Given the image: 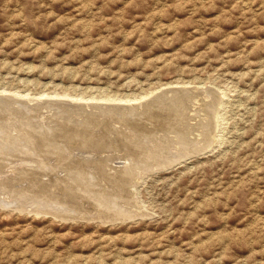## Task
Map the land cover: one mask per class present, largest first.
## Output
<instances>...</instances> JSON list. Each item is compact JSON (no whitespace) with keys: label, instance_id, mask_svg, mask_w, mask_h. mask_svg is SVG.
Masks as SVG:
<instances>
[{"label":"rangeland","instance_id":"1","mask_svg":"<svg viewBox=\"0 0 264 264\" xmlns=\"http://www.w3.org/2000/svg\"><path fill=\"white\" fill-rule=\"evenodd\" d=\"M183 86L199 93L181 106L184 120L171 101L142 110L139 106L137 112L123 111L124 115L92 105L139 104L162 92L163 87ZM2 90L8 94L28 92L29 105H34L40 94L48 100L59 98L31 112L16 103L3 107L0 125L12 132L34 134L41 158L45 154L62 159L70 153L74 161L81 162V168L68 170L69 160L59 161L61 166L47 165L46 176L37 181H51L45 190L50 196L42 191L29 195L49 201L51 194L64 199L58 194L67 192L65 214L38 211L33 197L25 207L0 204V264H264V0H0ZM207 93L213 102L204 96ZM79 94L83 98L79 99ZM127 97L132 100L126 101ZM77 101L86 108L75 105ZM206 102L214 103L218 110L219 130L210 134L213 141L202 153H189L168 166L157 165L160 168L152 164V158L145 159L153 144L161 147L162 155L179 151L178 137L188 130L185 126L207 119ZM16 106L17 111L12 112ZM48 130L51 136L43 137L41 133ZM198 130L185 134L200 139ZM72 134L76 138L72 139ZM45 141L55 144L57 152L45 153L43 148H50L43 146ZM133 143L141 152L132 148ZM91 153L96 157L93 165L79 160L93 159ZM126 155L138 169L133 167L135 172L124 177L120 167ZM1 168L5 171L8 167ZM41 173L29 175L38 178ZM78 173L90 175L95 186L85 184ZM57 176L63 181L54 179ZM26 180L18 177L7 189L26 185ZM89 185L94 186L92 190ZM94 189L110 197L106 209L93 203L97 202ZM4 196L0 194V198ZM115 205L124 209L121 219L108 209Z\"/></svg>","mask_w":264,"mask_h":264},{"label":"bare ground","instance_id":"2","mask_svg":"<svg viewBox=\"0 0 264 264\" xmlns=\"http://www.w3.org/2000/svg\"><path fill=\"white\" fill-rule=\"evenodd\" d=\"M186 85V84H185ZM188 86V85H187ZM164 88V87H163ZM162 88V92L160 91V93H158V94H156L155 96L153 95V97H151V99H149V100H146V101H143V102H139V104H130L129 106H123L122 107V105L121 104H110V105H107L108 103H106V105H103V106H105V108H102V105H100V104H93L92 103V105L94 106V107H96V108H98V110L100 109L101 111H103V112H107V113H111V114H113V113H115V114H118L119 112H122L123 113V111H125V112H127V113H129V112H132V113H134L136 110L138 111V108H139V106H141L142 108H141V110L143 109V107L144 106H149V105H151V104H153V105H155L157 102L158 103H161L162 101H163V103L166 101H171L172 103L171 104H173L174 106H175V109L176 110H178V117L181 119V120H184L185 119V115H184V113L182 112V108H181V106L184 104V102H189V101H191V99H194V98H196V97H198L199 96V93H198V91L197 92H194L193 90H191V88H188V87H171V88H169V89H163ZM194 88V87H193ZM192 88V89H193ZM213 88H215V87H213ZM164 90V91H163ZM199 91H200V89H199ZM13 92V91H12ZM19 92V91H18ZM208 92V91H207ZM219 92V91H218ZM11 93V92H10ZM14 94H8L7 92H4L3 90H2V92H0V110H3L4 108L3 107H5L6 108V106L8 107V106H11L10 104H14V103H16V104H18V106H20V105H22V107H23V109L24 108H26L27 109V111H30L31 112V110H33L36 106L38 107V106H43L42 104L44 103V102H47V103H49V102H51V103H49L50 105L52 104V103H55L56 101H58L59 100V98H58V100H56V99H54V101H53V99L52 100H48L47 98H43V97H41V96H43V94H40L41 96L39 97V98H37V100L34 102L35 104L33 105H29L30 104V102H29V104H27V102L28 101H30L31 100V97L29 98V96H28V92L26 93V94H21V93H17V91L16 92H13ZM42 93H44V92H42ZM169 93H171V95L170 96H168V94ZM202 93H204V92H202ZM52 94V93H51ZM58 94V93H57ZM57 94H55L56 96H57ZM46 95V94H45ZM145 95V94H144ZM208 95V93L207 94H205L204 96L206 97ZM221 95V94H220ZM34 96V95H33ZM36 96V95H35ZM37 96H39V94L37 95ZM36 96V97H37ZM79 96H80V94H79ZM201 96H203V94L201 95ZM203 96V97H204ZM212 95H210V97H211ZM48 97V96H47ZM53 97V96H52ZM61 97V96H60ZM112 97V96H111ZM208 97H209V95H208ZM209 97V99H211L212 100V98H210ZM50 98V97H49ZM81 98H83V97H79V99H81ZM99 98V97H98ZM128 98V97H127ZM126 98V99H127ZM222 98V97H221ZM60 99H62V98H60ZM65 99V98H64ZM95 99V98H94ZM100 99V98H99ZM111 99H113V98H111ZM115 99H117V100H123V98H114V100ZM134 99V98H133ZM144 99V98H143ZM73 100V99H72ZM71 100V101H72ZM132 99H130V98H128L126 101H131ZM201 100H202V98H201ZM210 100V101H211ZM67 100H65V102H66ZM68 101H70V100H68ZM74 101V100H73ZM94 101H96V100H94ZM112 101V100H111ZM136 101V100H135ZM193 101V100H192ZM207 101V100H206ZM61 102V101H60ZM59 102V103H60ZM106 102V101H105ZM118 102V101H117ZM208 102V101H207ZM206 102V103H207ZM212 102H213V100H212ZM212 102H210V103H207V104H205V106H206V108H205V106H204V110H206V115H207V119L204 121V122H202L201 120H199V121H196V122H194V124H188V122H187V124H188V126H185V127H188V130H186V132L185 131H183V132H181L180 133V135H179V137H178V141L179 142H177L178 144L180 143V145H181V147L178 149L179 151H175V152H173V153H171V152H167V150L165 151V149H164V151L165 152H167L168 154H164V155H162L163 153L161 152V154H160V150H162L161 149V147L160 148H158L159 147V145H152L151 147H150V155L149 154H147V156H146V158L145 157H143V158H145L146 160H147V158H152V160H150L151 162H153L152 164L153 165H160L161 167H163V165L165 164V165H167V164H169V163H171V162H175V161H177V159H179L180 157H183V156H186V155H188L189 153L190 154H195V153H197V152H200V151H202L206 146H208L213 140L212 139H210V134L211 133H213L215 130H216V128H217V124H218V110H216V108H215V105H214V103H212ZM219 102V101H218ZM84 103V102H83ZM87 103V102H86ZM115 103V102H114ZM120 103V102H119ZM136 103V102H135ZM193 103H195V102H193ZM220 103V102H219ZM218 103V104H219ZM45 104V103H44ZM63 104V103H62ZM71 104V103H70ZM69 104V105H70ZM91 104V103H90ZM169 104V103H168ZM50 105H48V106H50ZM55 105H57V104H55ZM54 105V106H55ZM61 105V104H60ZM65 105H67V104H65ZM72 105H73V103H72ZM75 105H77V106H84V108H86L85 107V104H82V102H78L77 101V103H75ZM75 105H73V106H71L72 108H75ZM86 105H88V104H86ZM167 105V104H166ZM180 105V106H179ZM189 105V104H188ZM193 105V104H192ZM197 105H198V103H197ZM18 106H16V107H13V109H15V111L13 110H11L12 112H16L17 111V109H18ZM89 106H91V105H89ZM170 106H172V105H170ZM190 106H191V104H190ZM194 106V105H193ZM196 106V105H195ZM198 106H200V105H198ZM21 107V106H20ZM51 107V106H50ZM65 107H67V106H65ZM178 107V108H177ZM197 107V106H196ZM201 107H203V105L201 106ZM9 108V107H8ZM40 108V107H39ZM46 108V107H45ZM48 108V107H47ZM52 108V107H51ZM59 107H57V109H58ZM63 108H64V106H63ZM83 108V109H84ZM145 108H147V107H145ZM149 108V107H148ZM172 108V107H171ZM197 108H200V107H197ZM44 109V108H43ZM60 109V108H59ZM68 109V108H67ZM71 109V108H70ZM90 109V108H89ZM163 109V108H162ZM168 109V108H167ZM190 109V108H189ZM202 109V108H201ZM39 110H41V109H39ZM48 110V109H47ZM49 110H51L50 108H49ZM48 110V111H49ZM56 110V109H55ZM60 110H63V109H60ZM74 111H75V109H73ZM81 110V109H80ZM187 110V109H186ZM191 110V109H190ZM200 110V109H199ZM20 111V110H19ZM26 111V110H25ZM24 111V112H25ZM25 112V113H28V112ZM44 111V110H43ZM57 111V110H56ZM55 111V112H56ZM79 111V110H78ZM90 111V110H89ZM94 111V110H93ZM136 111V112H137ZM169 111H170V109H169ZM184 111V110H183ZM188 111V110H187ZM193 111V110H192ZM8 112V111H7ZM7 112H5V113H7ZM23 112V113H24ZM29 112V113H30ZM34 112H35V110H34ZM57 112H59V111H57ZM56 112V113H57ZM85 112V111H84ZM96 112V111H95ZM142 112H144V111H142ZM172 112V111H171ZM189 112V111H188ZM196 112H198V111H196ZM204 112V111H203ZM11 113V112H10ZM24 113V114H25ZM36 113H38V112H36ZM48 113V112H47ZM54 113V112H53ZM52 113V114H53ZM89 113H91V112H89ZM98 113V112H97ZM100 113H102V112H100ZM140 113H141V111H140ZM194 113V112H193ZM14 114V113H13ZM19 114V113H18ZM22 114V113H21ZM20 114V115H21ZM60 114V113H59ZM63 114V113H62ZM72 113H70V115H71ZM88 114V113H87ZM104 114V113H103ZM102 114V115H103ZM110 114V115H111ZM121 114V113H120ZM119 114V115H120ZM172 114V113H171ZM198 114H199V112H198ZM4 115V114H3ZM6 115V114H5ZM78 115H79V113H78ZM84 115V114H83ZM105 115V114H104ZM107 115V114H106ZM118 115V116H119ZM121 115H124V113L123 114H121ZM188 113H187V117H188ZM195 115V114H194ZM197 115V114H196ZM203 115V114H202ZM7 116H9V114L7 115ZM27 116V115H26ZM29 116H30V114H29ZM80 116V115H79ZM78 116V117H79ZM82 116V115H81ZM85 116V115H84ZM100 116H101V114H100ZM99 116V117H100ZM117 116V115H116ZM200 116H201V114H200ZM199 116V117H200ZM33 117V116H32ZM36 117H38V116H36ZM42 117V116H41ZM47 117V116H46ZM129 117H131L130 115H129ZM134 117V116H133ZM176 117V116H175ZM2 118V117H1ZM6 118V117H5ZM25 118V117H24ZM84 118V117H83ZM83 118H81L80 117V119H83ZM88 118V117H87ZM90 118V117H89ZM112 118H114V117H112ZM111 118V119H112ZM172 118V117H171ZM170 118V119H171ZM189 118H191V116L189 117ZM189 118H187V119H189ZM192 118H194L193 116H192ZM191 118V120H193ZM225 118V117H224ZM41 119V118H40ZM39 119V120H40ZM61 119H62V117H61ZM85 119V118H84ZM92 119H93V117H92ZM179 119V120H180ZM205 119V118H204ZM22 120V119H21ZM33 120V119H32ZM42 120H43V118H42ZM65 120V119H64ZM89 120V119H88ZM115 120H116V118H115ZM134 120V119H133ZM162 120H163V118H162ZM175 120H176V118H175ZM178 120V119H177ZM178 120V121H179ZM197 120V119H196ZM5 121H7V120H5ZM18 121V120H17ZM19 121H20V118H19ZM25 121V120H24ZM57 121H59V120H57ZM79 121H81V120H79ZM84 121V120H83ZM122 121V120H121ZM156 121V120H155ZM188 121V120H187ZM221 121V120H220ZM11 122H12V120H11ZM28 122V125L31 123L30 121H27ZM30 122V123H29ZM34 122V121H33ZM53 122V121H52ZM56 122V121H55ZM64 122V121H63ZM100 122V121H99ZM116 122V121H115ZM118 122V121H117ZM125 122V121H124ZM128 122V121H127ZM164 122V121H163ZM180 122V121H179ZM1 123V122H0ZM4 123V122H3ZM6 123V122H5ZM7 123H9V122H7ZM23 123V122H22ZM22 123H20V124H22ZM50 123V122H49ZM62 123V122H61ZM64 123H66V122H64ZM166 123H168V122H166ZM181 123V122H180ZM183 124L185 123L186 124V122H182ZM19 124V125H20ZM68 124H69V122H68ZM75 124H77V123H75ZM4 125V124H3ZM7 125V124H6ZM18 125V124H17ZM27 125V126H28ZM48 125V124H47ZM57 125H59V124H57ZM80 125V124H79ZM86 125V124H85ZM110 125V124H109ZM139 125V124H138ZM177 125V124H176ZM179 125V124H178ZM182 124H180V126H181ZM220 125V124H219ZM15 126V125H14ZM23 126V125H22ZM25 126V125H24ZM71 126V125H70ZM78 126V125H77ZM76 126V127H77ZM84 126V125H83ZM88 126V125H87ZM86 126V127H87ZM125 126H127V125H125ZM13 127V126H12ZM21 127V126H20ZM38 127V126H37ZM66 127V126H65ZM74 127V126H73ZM82 127V125L79 127V130H80V128ZM134 127V126H133ZM176 127V126H175ZM182 127V126H181ZM6 128H7V126H6ZM6 128H2L1 127V125H0V194H4L5 196L3 197V198H0V204H3V205H10V204H12V203H16V204H19V205H21L22 207H25V205H26V203H28V201L30 200L31 202L33 201V198L36 200V198H35V196H37L39 193L38 192H45V190H48L47 189V185H49V182H51V181H49V180H47V181H41V182H38L37 180L39 179V178H41L42 176H46V174H47V172L44 170L45 169V167L48 165H55V163L57 164H59L60 165V163H59V161H61L62 160V162H68V160H69V168H68V170H70L71 168L72 169H79V168H81V162H78V161H74V158L75 157H73L72 155L71 156H69V154L67 155V156H62L63 158L62 159H59V157H60V155H58L57 157H53L52 159H50V158H48V157H46V156H43V155H45V154H43L42 155V158H41V154H39L38 152H37V149H40L39 147H41L39 144H38V140H36V143H35V139L33 140V138H34V134L32 135L30 132H28V131H20V130H16V131H10L9 130V128L8 129H6ZM14 128V127H13ZM50 128V127H49ZM51 128H53V127H51ZM56 128H57V126H56ZM59 128V127H58ZM78 128V127H77ZM103 128H105V127H103ZM113 128V127H112ZM119 128V127H118ZM121 128V127H120ZM159 128V127H158ZM162 128V127H161ZM180 128V127H179ZM184 128V127H183ZM219 128H220V126H219ZM11 129V128H10ZM15 129H17V128H15ZM34 129H36V128H34ZM33 129V130H34ZM40 129V128H39ZM46 129V128H45ZM61 129V128H60ZM65 129V128H64ZM82 129V128H81ZM106 129V128H105ZM126 129V128H125ZM130 129V128H129ZM138 129V128H137ZM136 129V130H137ZM147 129V128H146ZM145 129V130H146ZM201 130V131H199V130ZM29 130V129H28ZM30 130H32V129H30ZM69 130H70V127H69ZM75 130H76V128H75ZM74 130V131H75ZM117 130V129H116ZM127 130H128V128H127ZM131 130V129H130ZM134 130V129H133ZM135 130V131H136ZM158 130V129H157ZM168 130V129H167ZM177 130V129H176ZM184 130V129H183ZM194 130H198L200 133L199 134H201L202 135V137L200 138V139H196V138H192V139H189V137L185 134V133H188V132H192V131H194ZM219 130V129H218ZM218 130H216V131H218ZM39 131V130H38ZM64 131V130H63ZM73 131V130H72ZM84 131V130H83ZM129 131V130H128ZM138 131V130H137ZM142 131V130H141ZM140 131V132H141ZM150 131V130H149ZM149 131H147V132H149ZM170 132H171V130H169ZM168 131V132H169ZM180 131H181V129H180ZM188 131V132H187ZM215 131V132H216ZM37 132V131H36ZM79 132V131H78ZM77 132V133H78ZM91 132V131H90ZM111 132V131H110ZM115 132V131H114ZM121 132V131H120ZM126 132V131H125ZM165 132H167V131H165ZM178 133H179V131H177ZM176 132V133H177ZM195 132V131H194ZM61 133V132H60ZM66 133V132H65ZM72 133V132H71ZM71 133H69L70 135H71ZM80 133V132H79ZM93 133V132H92ZM98 133V132H97ZM116 133V132H115ZM128 134H129V132H127ZM143 133V132H142ZM162 133H164V132H162ZM193 133V132H192ZM217 133V132H216ZM37 134V133H36ZM38 134H39V132H38ZM44 135L46 138H48L49 136H51V133L49 132V130L48 131H44L43 133H41V135ZM67 134H68V132H67ZM67 134H65V135H67ZM75 134V133H74ZM89 134V133H88ZM114 134V133H113ZM145 134V133H144ZM147 134V133H146ZM155 134V133H154ZM156 134H158V133H156ZM169 134V133H168ZM171 134V133H170ZM195 134V133H194ZM42 135V136H43ZM56 135V134H55ZM60 135V134H59ZM76 135V134H75ZM96 135V134H95ZM116 135V134H115ZM134 135H135V133H134ZM139 135H142V134H139ZM149 135V134H148ZM184 135H186L187 137H185ZM190 135V134H189ZM191 135H193V134H191ZM196 135V134H195ZM37 136V135H36ZM43 136V137H44ZM48 136V137H47ZM62 136V135H61ZM67 136H69V135H67ZM86 136V135H85ZM98 136V135H97ZM104 136V135H103ZM119 136H120V134H119ZM124 136H126V135H124ZM156 136V135H155ZM158 136V135H157ZM176 136H178V135H176ZM53 137V136H52ZM65 137V136H64ZM71 137V136H70ZM73 137H75L76 138V136H73V134H72V139H74ZM79 137V136H78ZM77 137V138H78ZM91 137V136H90ZM89 137V138H90ZM107 137V136H106ZM112 137V136H111ZM110 137V138H111ZM127 137V136H126ZM148 137V136H147ZM149 137L151 138V135H149ZM167 138H165V139H168V136H166ZM197 137V136H196ZM40 138V137H39ZM51 138V137H50ZM66 138H68V137H66ZM84 138V137H83ZM86 138H88V137H86ZM95 138V137H94ZM172 138V137H171ZM219 138V137H218ZM63 139V138H62ZM71 139V141L73 142V140ZM80 139H82V136H81V138ZM103 139V138H102ZM106 139V138H105ZM109 139V138H108ZM112 139V138H111ZM137 139V138H136ZM158 139V138H157ZM170 139V138H169ZM45 140H47V141H50L51 139H45ZM66 140V139H65ZM83 140V139H82ZM85 140V139H84ZM101 140V139H100ZM119 139H117V141H118ZM163 140V139H162ZM215 140V139H214ZM55 141V140H54ZM69 141V140H68ZM77 141V140H76ZM80 141V140H79ZM92 141H93V139H92ZM98 141V140H97ZM129 141H130V139H129ZM132 141H133V139H132ZM154 141V140H153ZM40 142V141H39ZM46 142V141H45ZM45 142H43V143H45ZM53 142V141H52ZM65 142V141H64ZM78 142V141H77ZM76 142V143H77ZM82 142V141H81ZM87 142V141H86ZM101 142H102V140H101ZM122 142V141H121ZM124 142V141H123ZM136 142V141H135ZM134 142V143H135ZM147 142V144L146 145H148V142L149 141H146ZM158 142H159V140H158ZM164 142V141H163ZM56 143H58V142H56ZM62 143V142H61ZM78 143H80V142H78ZM91 143V142H90ZM94 143H95V141H94ZM93 143V144H94ZM100 143V142H99ZM119 143V142H118ZM125 143V142H124ZM134 143H133V145H132V148H133V146L134 147H136V148H134V149H137V146L136 145H134ZM152 143V142H151ZM160 143V142H159ZM71 144V143H70ZM136 144V143H135ZM142 144V143H141ZM164 144V143H163ZM175 144H176V142H175ZM59 145V144H58ZM62 145H64V144H62ZM67 145V144H66ZM77 145V144H76ZM84 145V144H83ZM85 145H87L86 143H85ZM99 145V144H98ZM161 145V144H160ZM166 145V144H165ZM169 145V144H168ZM177 145V144H176ZM180 145H178V146H180ZM212 145V144H211ZM44 147L45 146H48V147H50V148H43L44 149V152L45 153H53V152H57V150H56V148H55V144H51V143H49V142H46L45 143V145H43ZM57 146V145H56ZM70 146V145H69ZM73 146V145H72ZM71 146V147H72ZM88 146V145H87ZM93 146H95V144L93 145ZM101 145H99V147H100ZM126 146V145H125ZM141 146V145H140ZM70 147V148H71ZM77 147V146H76ZM90 146H88L87 148H89ZM111 147V146H110ZM119 147V146H118ZM143 147V146H142ZM147 147V146H146ZM146 147H144V148H146ZM171 147H172V145H171ZM176 147V146H175ZM60 148V147H59ZM80 148V147H79ZM78 147L76 148V149H79ZM87 148H85V149H87ZM91 148V147H90ZM95 148V147H94ZM107 148H108V146H107ZM113 148V147H112ZM111 148V149H112ZM128 148H130V147H128ZM170 148V147H169ZM63 149H65V148H63ZM62 149V150H63ZM75 149V150H76ZM106 150V147L104 146V148H103V151L104 152H106L105 150ZM121 149V148H120ZM174 149V148H173ZM176 149V148H175ZM56 150V151H55ZM59 150V149H58ZM84 150V149H83ZM89 150V149H88ZM92 150V149H91ZM109 150V149H108ZM132 150V149H131ZM138 150V149H137ZM170 150H171V148H170ZM169 150V151H170ZM206 150V149H205ZM40 151V150H39ZM43 151V150H42ZM60 151H61V149H60ZM66 151H67V149L65 150V153H66ZM86 151V150H85ZM90 151V150H89ZM89 151H88V154H89ZM93 151L95 152V149H93ZM92 151V152H93ZM99 151H101V150H99ZM113 151V150H112ZM111 151V152H112ZM122 151V150H121ZM124 151V150H123ZM135 151V150H134ZM75 152V151H74ZM135 152H137V151H135ZM138 152H141V151H139L138 150ZM143 152H145L144 150H143ZM164 152V153H165ZM97 153H98V151H97ZM100 153V152H99ZM98 153V154H99ZM102 153V152H101ZM107 153V152H106ZM105 153V154H106ZM117 153H119V152H117ZM159 153V154H158ZM200 153H202V152H200ZM54 154V153H53ZM53 154H49V155H53ZM57 154V153H56ZM61 154V153H60ZM73 154V153H72ZM76 154H79V153H76ZM94 154V153H93ZM96 154V153H95ZM98 154H96V155H98ZM108 154V153H107ZM110 154V153H109ZM122 154V153H121ZM142 154V153H141ZM189 154V155H190ZM199 154V153H198ZM85 155V154H84ZM114 155V154H113ZM112 155V156H113ZM120 155V154H119ZM124 155V154H123ZM128 155V154H127ZM126 155V156H127ZM135 155H136V153H135ZM137 155H138V153H137ZM140 155V154H139ZM162 155V156H161ZM188 155V156H189ZM40 156V157H39ZM48 156V155H47ZM74 156H76V155H74ZM79 156H81V155H79ZM78 156V157H79ZM91 158H93V155H92V153H91ZM95 156V155H94ZM98 156H100V155H98ZM116 156V155H115ZM114 156V157H115ZM121 156V155H120ZM125 156V155H124ZM130 156V155H129ZM144 156H145V154H144ZM68 157V158H67ZM110 157V156H109ZM113 157V158H114ZM139 157V156H138ZM57 158V159H56ZM96 158V157H95ZM95 158H93V159H87L86 157H80V159L79 160H82V161H85L86 162V164H88V165H93L94 164V162L96 161L95 160ZM100 158V157H99ZM108 158V157H107ZM136 158V157H135ZM140 158V157H139ZM104 159V158H103ZM117 159V158H116ZM106 160V159H105ZM118 160V159H117ZM137 160H139L138 158H137ZM56 161H58V162H56ZM72 161H74V162H72ZM110 161H111V159H110ZM114 161V160H113ZM123 161L124 162H122V164H123V166L121 165V167H120V163H119V167L121 168V174L125 177V176H129L128 174H132V172H135L134 170H136V169H134L133 167H137V165H134L136 162H134V159L133 158H129L128 156L127 157H125V159H123ZM145 161V160H144ZM147 161H149V159L147 160ZM7 162V163H6ZM14 162V163H13ZM51 162H53V163H51ZM99 162V161H98ZM105 162H107V161H105ZM105 162H104V164H105ZM117 162V161H116ZM142 163V162H141ZM143 163H145V162H143ZM148 163V162H147ZM103 164V165H104ZM109 164V163H108ZM107 164V165H108ZM111 164V163H110ZM151 164V163H150ZM172 164V163H171ZM170 164V165H171ZM66 165V164H65ZM106 165V164H105ZM104 165V166H105ZM114 165H115V163H114ZM148 165H149V163H148ZM148 165H146V166H148ZM169 165V166H170ZM174 165V164H173ZM8 167L7 168V170H3L1 167ZM56 166V165H55ZM61 166V165H60ZM99 166V165H98ZM116 166H118V165H116ZM140 166V165H139ZM145 166V168H147ZM157 166V167H158ZM168 166V165H167ZM64 167V166H63ZM67 167V166H66ZM65 167V169H67ZM108 167V166H107ZM142 167H144V166H142ZM55 168V167H54ZM54 168L52 169V170H54ZM62 168V167H61ZM84 168V167H83ZM92 168V167H91ZM141 168V167H140ZM139 168V169H140ZM145 168H144V170H145ZM152 168H153V166H152ZM158 168H160V167H158ZM100 169V168H99ZM99 169H98V171H99ZM112 169V168H111ZM114 169V168H113ZM134 169V170H133ZM137 169H138V167H137ZM148 169V168H147ZM149 169H151L150 167H149ZM47 170V169H46ZM58 170H60V169H58ZM89 170H92V169H89ZM103 170V169H102ZM105 170V169H104ZM107 170L109 171V169L107 168ZM143 170V171H144ZM35 171H41V172H43V173H41L42 175L40 176V177H38V178H34L35 176H30L29 174L31 173L32 174V172H34L35 173ZM55 171V170H54ZM61 171V170H60ZM63 171V170H62ZM93 171V170H92ZM96 171V170H95ZM106 171V170H105ZM112 171H114V170H112ZM120 171V170H119ZM140 171L142 172V170L140 169ZM84 172V171H83ZM87 172V171H86ZM91 172V171H90ZM104 172V171H103ZM139 172V171H138ZM137 172V173H138ZM100 173V172H99ZM108 173V172H107ZM118 173V172H117ZM7 174V175H6ZM40 174V173H39ZM69 174V172L68 173H66V175H68ZM79 174V173H78ZM81 174V173H80ZM79 174V176H80V180L83 178V181L85 182V184H87V183H89V182H91V179H92V177H90V175H88V174H85V173H82L83 175H80ZM104 174V173H103ZM119 174V173H118ZM130 174V175H131ZM138 174H140V173H138ZM27 175V176H26ZM34 175V174H33ZM36 175V174H35ZM55 175V174H54ZM72 175V174H71ZM75 175H76V173H75ZM91 175H93V173H91ZM95 175H96V173H95ZM113 175V174H112ZM115 175V174H114ZM113 175V176H114ZM117 175V174H116ZM115 175V177L117 178V176ZM23 176V177H22ZM74 176V175H73ZM78 176V175H77ZM103 176V175H102ZM113 176H112V178H113ZM122 176V177H123ZM18 177H20V178H27V180L26 181H28L27 182V184L26 185H24V184H22V185H19L18 187L16 186V187H12V188H9V189H7L8 188V183L9 182H11L12 180H14V179H17ZM48 177L50 178V177H52V176H49L48 175ZM47 177V178H48ZM94 177V176H93ZM111 177V176H110ZM31 178V179H30ZM33 178V179H32ZM44 178V177H43ZM42 178V179H43ZM46 178V177H45ZM70 178V177H69ZM100 178V177H99ZM98 178V179H99ZM111 178V179H112ZM120 178H121V176H120ZM34 179H36L35 181H37V182H35L34 181ZM54 179H56V180H62L63 178L61 177V176H57V177H55ZM68 179V178H67ZM72 179V178H71ZM77 179H78V177H77ZM94 179V178H93ZM110 179V178H109ZM115 179V178H114ZM123 178H121V180H122ZM50 180H51V178H50ZM69 180V179H68ZM74 180H76L75 179V177H74ZM119 180V179H118ZM18 181V180H17ZM16 181V182H17ZM23 181V180H22ZM63 181V180H62ZM77 181V180H76ZM79 181V180H78ZM105 182H106V179L104 180ZM126 181V180H125ZM15 182V181H14ZM19 182V181H18ZM53 182H55L54 180H53ZM83 182V183H84ZM97 182V181H96ZM110 182V181H109ZM139 182V181H138ZM58 183V182H57ZM56 183V184H57ZM60 183V182H59ZM66 183V182H65ZM64 183V184H65ZM77 183V182H76ZM79 183V182H78ZM81 183V182H80ZM92 183V182H91ZM107 183V182H106ZM12 184V183H11ZM51 184V183H50ZM67 184H69V183H67ZM109 184V183H108ZM107 184V185H108ZM110 184H111V182H110ZM120 184V183H119ZM73 185H75L74 183H73ZM88 185V184H87ZM87 185H84V186H86L85 188H87L88 186ZM90 185H94L93 183L92 184H90ZM89 185V186H90ZM97 185V184H96ZM102 186H103V188L105 187L103 184H101ZM106 185V186H107ZM115 185V184H114ZM50 186V185H49ZM53 186V185H52ZM63 186H65V185H63ZM95 186V185H94ZM94 186H90V189L92 190V187H94ZM109 186V185H108ZM113 186V185H112ZM3 187V188H2ZM5 187V188H4ZM51 187V186H50ZM72 187V186H71ZM77 188H78V186H76ZM116 187V186H115ZM58 188V187H57ZM63 188V187H62ZM61 188V189H62ZM69 188V187H68ZM81 188V187H80ZM102 188V187H101ZM109 188V187H108ZM114 188V187H113ZM121 188H122V186H121ZM36 189V190H35ZM54 189V188H53ZM52 189V190H53ZM70 189V188H69ZM68 189V192L70 191ZM84 189V188H83ZM87 189H89V188H87ZM87 189H85L84 191H86ZM97 189H98V187H97ZM105 189V188H104ZM110 189V188H109ZM67 190V189H66ZM66 190H64V191H66ZM77 190H79V189H77ZM81 190V189H80ZM79 190V191H80ZM90 190V191H91ZM99 190V189H98ZM98 190H96V189H94V191H96L97 193V198H96V201L97 202H93V203H96V205L97 204H101V207H103V208H105L106 209V205L108 204L109 205V203H111V202H109L108 201V198H110V197H107L106 196V194L105 193H103V196L100 194V193H98L99 191ZM117 190H118V188H117ZM59 191H62V190H59ZM83 191V190H82ZM82 191H81V195H82ZM89 191V190H88ZM108 191H110V190H108ZM120 191V190H119ZM52 192V191H51ZM71 192V191H70ZM72 192H75V191H72ZM77 192V191H76ZM103 192V191H102ZM104 192H106V193H109V192H107L106 190L104 191ZM113 192V191H112ZM111 192V193H112ZM35 193H38V194H36L35 195ZM57 193H58V191H57ZM41 194V193H40ZM43 194V193H42ZM41 194V195H42ZM49 194V193H48ZM48 194H46V192H45V195L46 196H50V195H48ZM75 194V193H74ZM78 194H79V192H78ZM87 194V193H86ZM89 194V193H88ZM91 194V193H90ZM122 194H124V190H123V192H122ZM125 194H128V193H126L125 192ZM29 195H35L34 197L33 196H29ZM44 195V194H43ZM95 195V194H94ZM93 195V196H94ZM113 195H114V193H113ZM51 196H53L52 198H50L51 200H49V201H43V200H41V201H38V200H40V199H38V200H36V206H34V204H35V202L33 203V204H31L30 203V205H33L34 207H37L38 206V211H46V212H55V213H61V214H65V209H66V202H64V199H65V197L66 196H68V194H67V192H63L62 194L60 193V194H58V196L60 197V196H62V197H64V199H59V198H57V197H55V195H52L51 194ZM71 196V195H70ZM69 196V197H70ZM110 196H112V195H110ZM130 196V195H129ZM128 196V197H129ZM31 197H33V198H31ZM61 197V198H62ZM72 197V196H71ZM79 197H81V196H79ZM79 197H78V199H79ZM83 197H84V195H83ZM86 197V196H85ZM105 197V198H104ZM121 197V196H120ZM68 198V197H67ZM73 198V197H72ZM95 198V197H94ZM124 198V197H123ZM25 199V200H24ZM42 199V198H41ZM44 199V198H43ZM74 199V198H73ZM73 199H71V200H73ZM77 198H75V200H76ZM87 199V198H86ZM91 199H92V197H91ZM111 199H113V198H111ZM118 199H120V198H118ZM88 200V199H87ZM87 200H85V201H87ZM110 200V199H109ZM77 201H79V200H77ZM89 201H91V200H89ZM94 201V200H93ZM114 201V200H113ZM119 201V200H118ZM122 201V200H121ZM124 201V200H123ZM127 201H129V200H127ZM70 202V201H69ZM80 202H82L81 200H80ZM108 202V203H107ZM120 202V201H119ZM118 202V203H119ZM125 202V201H124ZM131 202V204H132V201H130ZM75 203H77V202H75ZM82 203H85L84 201L82 202ZM82 203H79V204H82ZM90 203V205H91V202H89ZM92 203V204H93ZM121 203H123V202H121ZM127 203V202H126ZM102 204H104V206H102ZM113 204V203H112ZM124 204V203H123ZM13 205V204H12ZM68 205H70V204H68ZM74 205V204H73ZM114 205V204H113ZM125 205V204H124ZM15 206H17V205H15ZM71 206V205H70ZM80 206V205H79ZM82 206V205H81ZM130 206V205H129ZM5 207V206H4ZM13 207H14V205H13ZM22 207H20V208H22ZM72 207V206H71ZM114 207V206H113ZM113 207H111L110 206V208H108L109 209V211L110 210H112L113 211V213H115V215H117V216H115L114 218H119L120 217V219L124 216L123 214H124V209L122 208L121 209V207H116V205H115V207L113 208ZM125 207V206H124ZM133 207H134V205H133ZM3 208V207H2ZM65 208V209H64ZM131 208V207H130ZM129 208V209H130ZM70 209V208H69ZM89 209V208H88ZM99 209V208H98ZM107 209V210H108ZM19 210V209H18ZM29 210V209H28ZM37 210V209H36ZM103 210V209H102ZM101 210V212H104V211H102ZM127 210V209H126ZM126 210H125V212H126ZM133 210H134V208H133ZM32 211V210H31ZM73 211H75V210H73ZM91 211V210H90ZM93 211V210H92ZM95 211V210H94ZM98 211V210H97ZM112 211H110V212H112ZM34 212V211H33ZM36 212V211H35ZM71 212H72V210H71ZM99 212V211H98ZM106 212V211H105ZM104 212V213H105ZM40 213V212H39ZM54 213V214H55ZM79 213V212H78ZM108 213V212H107ZM127 213V212H126ZM130 213L132 214V212L130 211ZM46 214V213H45ZM75 214V213H74ZM84 214H86V213H84ZM91 213H89V215L88 216H91L90 215ZM106 214V213H105ZM128 214H129V211H128ZM133 214H134V211H133ZM53 215V214H52ZM96 215V214H95ZM95 215H92L93 217H96ZM104 215V214H103ZM109 215V214H108ZM111 215V217H112V214H110ZM126 215V214H125ZM135 215V214H134ZM139 215V214H138ZM150 215V214H149ZM71 216H74V215H71ZM78 216H82L81 214L80 215H78ZM97 216H98V214H97ZM102 216V215H101ZM105 216V215H104ZM106 216H107V214H106ZM122 216V217H121ZM133 216V215H132ZM137 216V215H136ZM66 217V216H65ZM84 217H85V215H84ZM83 217V219H85ZM127 217V216H126ZM125 217V218H126ZM128 217H130V214H129V216ZM60 218V217H59ZM74 218H75V216H74ZM79 218V217H78ZM106 218V217H105ZM104 218V219H105ZM114 218H112V219H114ZM131 218V217H130ZM69 219V218H68ZM73 219V218H72ZM103 219V220H104ZM109 219H110V217H109ZM76 220V219H75ZM115 220V219H114ZM108 221V220H107Z\"/></svg>","mask_w":264,"mask_h":264},{"label":"water","instance_id":"3","mask_svg":"<svg viewBox=\"0 0 264 264\" xmlns=\"http://www.w3.org/2000/svg\"><path fill=\"white\" fill-rule=\"evenodd\" d=\"M51 214H53V213H51ZM117 219H120V218H117ZM117 219H116V220H117Z\"/></svg>","mask_w":264,"mask_h":264}]
</instances>
